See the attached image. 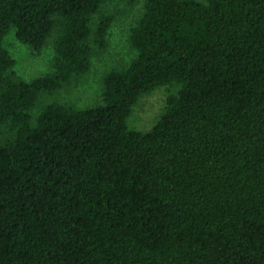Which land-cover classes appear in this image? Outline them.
I'll return each mask as SVG.
<instances>
[{"label":"trees","instance_id":"1","mask_svg":"<svg viewBox=\"0 0 264 264\" xmlns=\"http://www.w3.org/2000/svg\"><path fill=\"white\" fill-rule=\"evenodd\" d=\"M109 1L0 0V264H264V0H146L102 104L33 116L108 49ZM12 29L48 73H17Z\"/></svg>","mask_w":264,"mask_h":264},{"label":"rangeland","instance_id":"2","mask_svg":"<svg viewBox=\"0 0 264 264\" xmlns=\"http://www.w3.org/2000/svg\"><path fill=\"white\" fill-rule=\"evenodd\" d=\"M145 3L146 0H111L106 4L105 9L115 16L109 30L108 49L93 59L90 72L71 87L63 88L54 94L43 92L32 109L33 116L40 114L41 110L53 101L67 102L80 109L102 104L106 73L113 67L127 64L136 54L130 42L131 28L143 15ZM5 44L16 58L15 69L21 77L33 80L51 70L54 55L51 44L44 46L40 51L34 50L17 38L15 29L6 36ZM168 95L167 86L142 95L128 119L130 126L141 131L152 129L163 114Z\"/></svg>","mask_w":264,"mask_h":264}]
</instances>
